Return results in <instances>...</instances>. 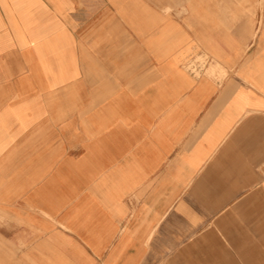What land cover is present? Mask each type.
Listing matches in <instances>:
<instances>
[{"label": "crops", "instance_id": "1", "mask_svg": "<svg viewBox=\"0 0 264 264\" xmlns=\"http://www.w3.org/2000/svg\"><path fill=\"white\" fill-rule=\"evenodd\" d=\"M242 6L0 0V264H264V0Z\"/></svg>", "mask_w": 264, "mask_h": 264}, {"label": "rangeland", "instance_id": "2", "mask_svg": "<svg viewBox=\"0 0 264 264\" xmlns=\"http://www.w3.org/2000/svg\"><path fill=\"white\" fill-rule=\"evenodd\" d=\"M246 3H245V5H246ZM242 4H243V0H234V8H243ZM207 63H208V59L206 57H198L195 60L189 61L187 67L190 68L191 70L198 72L197 70H199V68H205ZM19 116H22V114ZM8 132H10V131H7L6 127H4V126L1 127V125H0V140H1V138H2L1 136L3 134L9 135L10 133H8Z\"/></svg>", "mask_w": 264, "mask_h": 264}]
</instances>
